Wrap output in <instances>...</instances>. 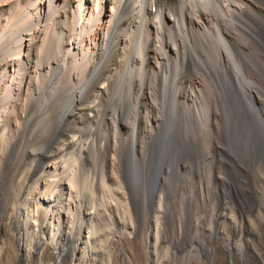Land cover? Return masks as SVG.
Listing matches in <instances>:
<instances>
[{
	"label": "bare ground",
	"instance_id": "1",
	"mask_svg": "<svg viewBox=\"0 0 264 264\" xmlns=\"http://www.w3.org/2000/svg\"><path fill=\"white\" fill-rule=\"evenodd\" d=\"M174 14L178 32L172 35L163 29L174 23ZM251 49L264 58V0H0V183L8 167L30 155L25 147L27 128L32 114L43 111V105L37 108L33 104V97L45 89L69 86V98L57 110L55 136L42 148L51 160L45 167H54V171L69 167L72 172L75 159H65L68 151H107L110 167L104 177L119 184L115 189L121 204L128 209L151 202L159 209L170 199L173 180H184L182 170L188 169L165 167L171 154L166 141L172 134V123L205 115L203 119L218 139L224 119L218 95H210L208 90V104L198 107L196 102L217 73L234 74V64H240L243 53ZM114 87L127 91V96L118 94L115 109L127 102L140 107V115L129 129L138 138L141 160L145 159L147 166L140 167L138 183L131 181V167H121L122 157H117L114 147L101 140L93 142L96 128L88 129L86 142L80 140L85 129L81 125L99 117V102ZM213 87L215 92L223 88L232 91L236 98L230 100L232 103L242 104L240 97L245 95L264 108V100L252 82L247 85L241 79L237 83L230 76L229 81L222 80ZM165 104L175 106L179 113L164 114L157 106ZM132 107L129 111L133 114ZM117 114L111 115L110 125L120 131ZM68 133L74 136L68 138ZM62 184H66L63 179H55L48 192L35 198L40 206L47 205L40 230L56 204L62 202L66 213L73 208L72 191L63 192ZM187 195V199L192 197ZM107 197L103 196L102 212L112 208ZM75 208L80 212L81 208ZM94 208L87 212L90 220L98 214ZM69 230L65 237L72 240L74 232ZM88 240L89 235L85 242ZM74 243L78 248L81 241Z\"/></svg>",
	"mask_w": 264,
	"mask_h": 264
},
{
	"label": "rangeland",
	"instance_id": "2",
	"mask_svg": "<svg viewBox=\"0 0 264 264\" xmlns=\"http://www.w3.org/2000/svg\"><path fill=\"white\" fill-rule=\"evenodd\" d=\"M173 19L174 23L163 29L172 35L178 32L175 14ZM262 58L254 49L244 52L230 76L237 79V83L241 79L247 85L252 82L264 100ZM229 77L224 71L217 73L196 102L198 107L205 106L210 101L209 92L218 95L219 110L224 117L218 139L203 119L205 115L172 123V134L166 141L171 154L167 156L169 161L165 167L188 169L182 170L184 180H173L171 194L164 189L170 199L159 209L151 202H142L136 208L128 206V209L121 204V197L116 193L119 184L105 178L110 167L107 151L93 148L83 154L68 151L65 159H75L72 172L69 167H58L56 171L54 167H45L51 160L46 158L43 145L55 136L57 110L65 105L70 88L45 89L35 95L33 104L37 108L43 105V111L32 114L27 128L25 147L30 155L8 167L0 183V264H264V108L245 95L240 97L242 104L230 102L236 98L227 88L215 92L213 86L222 80L229 81ZM120 93L127 96L126 90L115 87L105 93L99 102V117L93 123L81 125L85 129L80 140L86 142L88 129L96 128L93 142L97 144L101 140L107 147H114L117 157H122L121 167H131V181L138 183L140 167L147 166L145 159L141 160L138 138L133 137L129 129L140 115V107L136 108L135 104L132 107L127 102L115 109ZM44 100L46 103L42 104ZM164 107L157 106L166 115L179 113L173 105ZM115 114L122 127L120 131L110 125V117ZM72 136L73 133H68V138ZM59 178L66 183L60 186L63 192H73V208L66 213L62 202L56 204L40 230L41 216L47 205L40 206L35 198L48 192V187ZM187 194L192 197L187 199ZM103 196H108L107 200L112 202V208L106 212L101 211ZM93 206L98 214L90 220L87 212ZM75 207L81 208V213ZM69 229L74 232L72 240L65 237ZM87 235L89 240L85 242ZM78 239L81 243L75 248L74 241Z\"/></svg>",
	"mask_w": 264,
	"mask_h": 264
}]
</instances>
